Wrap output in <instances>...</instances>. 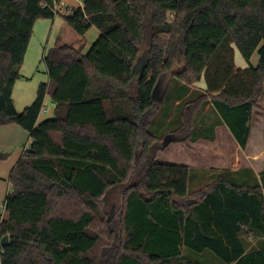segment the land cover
I'll return each mask as SVG.
<instances>
[{"label": "trees", "instance_id": "trees-1", "mask_svg": "<svg viewBox=\"0 0 264 264\" xmlns=\"http://www.w3.org/2000/svg\"><path fill=\"white\" fill-rule=\"evenodd\" d=\"M78 1L64 22L99 38L87 53L85 43L47 50L49 82L18 112L13 92L35 25L56 16L52 0H0V128L18 125L31 139L9 177L0 264H207L186 250L264 264V247L246 253L243 241L264 239V171L210 169L197 189L207 179L192 158L158 161L168 135L182 153L215 142L219 127L246 151L264 93V0ZM235 50L246 69L237 70ZM171 74L177 98L161 103L155 90ZM47 97L54 117L39 123ZM208 107L217 122L198 121ZM114 196L116 225L102 215Z\"/></svg>", "mask_w": 264, "mask_h": 264}, {"label": "rangeland", "instance_id": "rangeland-1", "mask_svg": "<svg viewBox=\"0 0 264 264\" xmlns=\"http://www.w3.org/2000/svg\"><path fill=\"white\" fill-rule=\"evenodd\" d=\"M70 5V10L78 7V3L74 0L68 1ZM63 17L58 16L54 20H39L34 28V33L32 39L29 44V48L26 54V58L24 64L21 68L20 75L21 79L16 83L14 87L13 100L15 106L23 111L24 109L31 106L37 98L38 88L42 83H48V74L47 68L44 62V55L47 50L53 48L57 42V37H61V41L66 44H77L82 39L78 36L75 31L71 28L63 26L64 25ZM99 31L93 28L89 31L86 36L83 38L86 43L85 53H87L93 44L99 38ZM237 58L235 59L236 68L238 69H246L248 66L240 53L236 50ZM251 63L253 65H257L258 56L255 55L252 58ZM160 84V83H159ZM201 85H197V90L204 91L205 89L201 88ZM195 87L193 88V90ZM156 93V92H155ZM45 111L41 114L40 123H43L47 120L52 119L53 116V108L54 105L51 102V99L47 97L45 103ZM20 111V112H21ZM173 118L177 116V112L175 109L172 111ZM169 117V119L171 118ZM160 118L157 115L154 121ZM262 118H264V93L259 102V109H257L254 113L253 118V127L257 128L260 126L262 122ZM217 120V115L212 112L209 107L206 109L205 114H200L198 121L214 123ZM262 128V127H261ZM228 130L226 127L218 128V140L214 143H206L201 142L198 146H185L182 149V153L177 151V149L169 150L166 147L167 152H161L159 154L158 161L163 162L168 160V162L182 160L181 157H185L184 161H188L189 158L193 159V163L197 164L200 168L212 167L215 166L216 163H220L221 166L227 167V165L232 167H244L246 161V153L242 152L237 148L235 142L230 139L228 134ZM255 137L254 140H257L256 132L254 131ZM169 137L172 135H168L165 138L169 140ZM31 144V143H30ZM163 146H165L163 144ZM194 150L193 152H189ZM249 156L255 157V153H250ZM237 162V163H236ZM191 164V163H190ZM205 171V170H204ZM207 171V170H206ZM192 190H196L194 185H191ZM122 209V199L118 196H114L112 201L107 205V207L103 206L102 215L104 217H111L113 224H117V220H119V216L121 214ZM3 214V208L0 207V215ZM4 218H7V214L4 211ZM196 258V254H194Z\"/></svg>", "mask_w": 264, "mask_h": 264}, {"label": "crops", "instance_id": "crops-1", "mask_svg": "<svg viewBox=\"0 0 264 264\" xmlns=\"http://www.w3.org/2000/svg\"><path fill=\"white\" fill-rule=\"evenodd\" d=\"M78 6H79V3H78ZM65 25L68 27V25L66 23H64L63 26H65ZM84 43H85V40L81 39L79 43L69 44V45L80 46ZM64 44L66 45V43H63L61 41V37L58 36L57 42H56L54 47H56L58 45H64ZM235 52H236V50H235ZM84 53H85V50H84ZM236 53H235V59L237 58ZM258 62H259V58H258ZM257 65H258V63H257ZM257 65H253V66H257ZM175 81H176V79H175L173 74L163 78L155 90V92H156V93H154L155 100L160 101L162 103L163 100L166 99V96L168 94H172V96L176 99L177 98L176 91L178 89V85L176 84ZM48 82H49V79H48ZM199 85L202 86L201 88L206 89V83L205 82H202V84H199ZM179 104H180L179 101L176 102V105H179ZM16 109L18 110V112L21 111L17 107H16ZM54 109H55V106L52 110L53 113H54ZM21 112H23V111H21ZM175 117L173 118V116H171L169 121H172L173 119H175ZM40 119H41V116H40ZM40 119H39V123H40ZM217 121L218 120H216L215 122H217ZM254 131L256 132L257 140H254V137H255ZM251 133L252 134L250 136V140H249L247 149L245 151L247 159L245 161L244 167H232V168H230L228 165H227V167H223L220 165V163H216L215 166H212V167L210 166L209 168L208 167L200 168L197 164H195L193 162H190L191 164L190 163H187V164L196 170V174L200 179L202 177L203 178L206 177V179H207V177H211V174H208L206 172V170L209 171L210 169H229L232 172L239 171L242 169H250L251 171H253V173L255 174L256 177H259V175L264 171V118H262V122H261L260 126L257 128L253 127V122H252ZM228 134L230 136V139H232L234 141L230 132ZM175 140H176L175 136L169 137V140L167 139V141H165V146L166 147L171 146L170 148L180 149L181 146L173 145ZM217 140H218V129H217V138L215 141H217ZM30 142H31V139H30L29 134L18 125L13 124L10 126H5V127L0 128V153L5 154L8 157L5 160L0 161V207L3 208V214L0 215V221L5 219L4 218V211H5L4 203H5V200H6L7 196L10 193V190H11L10 189V182H9L10 174L12 173V170L15 168V166L20 161L25 150L30 146ZM235 144H236L237 148L239 149V146L237 145L236 142H235ZM198 145L199 144L192 145V146H198ZM249 152L255 153L256 156L255 157L249 156ZM166 162H168V161L166 160ZM172 162L179 163L176 161H172ZM183 164H186V163H183ZM201 180H203V179H201ZM209 181L210 180H208V179L203 180V182L197 181V183L195 185H196L197 189H200L206 182H209ZM243 241H244V245L246 248V253H250L253 251H259V250H262L264 247V239L261 238L260 236H254L253 234H250V233L244 235ZM186 253L187 254H193V256L195 254V253H191L188 250H186ZM196 258L201 260V262H205L207 264H221V263H219V261H217L214 254L210 251H205L203 253H196Z\"/></svg>", "mask_w": 264, "mask_h": 264}, {"label": "built area", "instance_id": "built-area-1", "mask_svg": "<svg viewBox=\"0 0 264 264\" xmlns=\"http://www.w3.org/2000/svg\"><path fill=\"white\" fill-rule=\"evenodd\" d=\"M68 1L70 0H52L51 5H48V7H50V9L53 11L56 17L58 16L66 17L70 13V5ZM74 1L78 2L79 6H82V2L78 0H74ZM170 17L173 19V15H171Z\"/></svg>", "mask_w": 264, "mask_h": 264}, {"label": "water", "instance_id": "water-1", "mask_svg": "<svg viewBox=\"0 0 264 264\" xmlns=\"http://www.w3.org/2000/svg\"><path fill=\"white\" fill-rule=\"evenodd\" d=\"M144 66H145V56H143V57L139 60L137 66H136L135 69H134V75H133V76H134V79H140V78H141V74H142V72H143ZM165 147H166V146H164L163 149H164ZM111 219H112V215H111V217H110V220H111ZM8 242H9V237L4 238V239L2 240V242H1V246H3V247L7 246V245H8Z\"/></svg>", "mask_w": 264, "mask_h": 264}]
</instances>
